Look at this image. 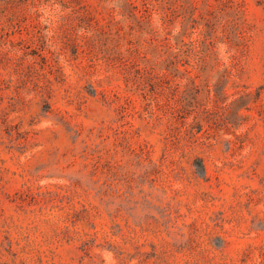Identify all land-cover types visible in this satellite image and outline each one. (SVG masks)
<instances>
[{
  "label": "rangeland",
  "instance_id": "obj_1",
  "mask_svg": "<svg viewBox=\"0 0 264 264\" xmlns=\"http://www.w3.org/2000/svg\"><path fill=\"white\" fill-rule=\"evenodd\" d=\"M0 264H264V0H0Z\"/></svg>",
  "mask_w": 264,
  "mask_h": 264
}]
</instances>
